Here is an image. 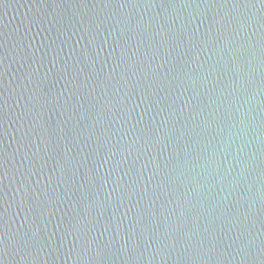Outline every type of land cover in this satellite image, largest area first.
I'll return each instance as SVG.
<instances>
[{
    "label": "water",
    "instance_id": "95a60500",
    "mask_svg": "<svg viewBox=\"0 0 264 264\" xmlns=\"http://www.w3.org/2000/svg\"><path fill=\"white\" fill-rule=\"evenodd\" d=\"M0 264H264V0H0Z\"/></svg>",
    "mask_w": 264,
    "mask_h": 264
}]
</instances>
